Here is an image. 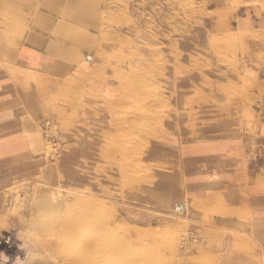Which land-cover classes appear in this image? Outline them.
Masks as SVG:
<instances>
[{
    "label": "rangeland",
    "instance_id": "374dc122",
    "mask_svg": "<svg viewBox=\"0 0 264 264\" xmlns=\"http://www.w3.org/2000/svg\"><path fill=\"white\" fill-rule=\"evenodd\" d=\"M6 2L14 11L0 17L10 21L39 6ZM63 8L69 37L93 46L67 76L30 74L22 106H0V253L15 264L26 240L36 249L30 264H58L56 248L54 256L29 241L40 237L32 221L48 198L81 197L95 203L100 246L128 245L96 264H222L236 232L222 227L220 210L195 218L190 187L214 177L221 152L231 161L244 144L264 145V0H63ZM236 23L244 39L234 52L214 34L231 39ZM14 69L0 61V83L20 87ZM141 105L146 122L133 114Z\"/></svg>",
    "mask_w": 264,
    "mask_h": 264
},
{
    "label": "crops",
    "instance_id": "0c3cea01",
    "mask_svg": "<svg viewBox=\"0 0 264 264\" xmlns=\"http://www.w3.org/2000/svg\"><path fill=\"white\" fill-rule=\"evenodd\" d=\"M8 4L0 0L2 12L14 11V5ZM62 4L63 0H39V6L29 10L24 21L0 17V61L16 64L21 69L14 71L27 74L16 78L13 72L14 84L20 87L0 83L1 107L22 106L17 96L25 92L30 74L67 76L78 66L85 49L93 46H80L69 37L68 18L63 21L66 6L62 9ZM19 7L16 13L25 15ZM17 27L20 29H13ZM15 112L12 117L16 116ZM18 144L16 141L8 147L12 149ZM211 146L217 148L213 143ZM221 153L220 170L214 177L206 174L204 181L195 180L190 187L191 213L195 218L202 214L211 218L213 212L220 210L221 216L215 217L221 220L222 227L227 225L236 232L235 237L228 235L223 244L222 264H264V145L244 144L231 161L228 149Z\"/></svg>",
    "mask_w": 264,
    "mask_h": 264
},
{
    "label": "bare ground",
    "instance_id": "6f19581e",
    "mask_svg": "<svg viewBox=\"0 0 264 264\" xmlns=\"http://www.w3.org/2000/svg\"><path fill=\"white\" fill-rule=\"evenodd\" d=\"M230 24H226V26L234 25V24L231 25ZM226 26L222 25V27L225 28ZM239 26L240 24H237V31L236 33L234 32L235 35L231 39L227 38L226 35L221 36L215 33L214 36L216 39V43L220 45V43L229 42L233 47V49L235 50L234 52H236L238 46L241 45L240 41L244 39L241 38L242 30H240L241 28ZM213 27L217 29L216 26ZM213 27H211V30L213 29ZM224 32H226L225 29ZM224 32L222 33L224 34ZM91 60L92 61L94 60L93 56H91ZM237 71L238 70H236V73ZM191 79L187 78L181 82L186 84L187 82H190ZM176 87L177 86H175V89H177ZM139 97L142 98L140 94ZM157 97L159 98V96ZM238 102L239 101H237L235 105H239ZM146 107L147 106L145 105L144 106L141 105L140 107H137L133 111L136 120L145 121L147 116L144 108ZM54 199L55 200L48 198L47 200H45L42 209L45 208L46 213H42V212L40 213L41 219L40 218L38 219L36 215L34 216V220L32 221V223L34 222V224L37 225L38 234L40 237H36L35 239L29 238V241L33 242L35 245L41 246L47 252L55 250L54 248H56L57 252L59 253L58 256L56 257L57 261L55 260V257L53 258L55 263L58 262V264H67V263L96 264L98 261L103 260L104 257H109L111 255L118 256L121 255L123 252L128 253L127 252L128 245L124 241L118 242L110 239L108 242L105 241L106 244L104 245V247L100 246V239L97 232L96 223L94 220V215L89 212L91 209H94L95 203L91 202L89 199H83L81 197L78 202H70L69 200L66 199L59 201V198L57 196H54ZM38 207H39V211H41V205ZM62 208L65 209L62 210ZM185 210H186V205H185Z\"/></svg>",
    "mask_w": 264,
    "mask_h": 264
},
{
    "label": "clouds",
    "instance_id": "9594fccd",
    "mask_svg": "<svg viewBox=\"0 0 264 264\" xmlns=\"http://www.w3.org/2000/svg\"><path fill=\"white\" fill-rule=\"evenodd\" d=\"M20 247L25 252V258L17 257L15 264H30L36 249L26 240ZM0 264H8V257L3 253H0Z\"/></svg>",
    "mask_w": 264,
    "mask_h": 264
},
{
    "label": "built area",
    "instance_id": "2783aa9c",
    "mask_svg": "<svg viewBox=\"0 0 264 264\" xmlns=\"http://www.w3.org/2000/svg\"><path fill=\"white\" fill-rule=\"evenodd\" d=\"M87 60H88L89 62L92 61V60H91V56H88V57H87ZM175 210H176L177 212H179V213L184 212V211H185V205H184L183 203H178V204H176V206H175Z\"/></svg>",
    "mask_w": 264,
    "mask_h": 264
}]
</instances>
